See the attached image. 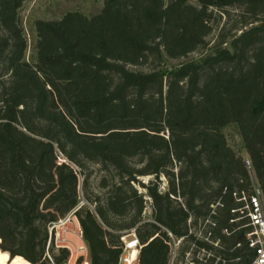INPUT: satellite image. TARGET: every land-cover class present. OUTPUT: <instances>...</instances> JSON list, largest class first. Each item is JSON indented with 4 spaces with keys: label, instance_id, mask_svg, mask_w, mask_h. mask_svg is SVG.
I'll return each instance as SVG.
<instances>
[{
    "label": "trees",
    "instance_id": "obj_1",
    "mask_svg": "<svg viewBox=\"0 0 264 264\" xmlns=\"http://www.w3.org/2000/svg\"><path fill=\"white\" fill-rule=\"evenodd\" d=\"M24 1L0 0V73L8 75L0 81V251L27 264L65 260L61 246L46 258L49 227L77 204V168L90 162L112 168L118 181L103 197H85L92 209L74 211L89 247L83 264H119L121 238L133 227L136 264H168L167 231L182 238V251L195 241L248 264L245 228L221 230L242 223H229L237 216L229 209L239 205L235 189L251 191L250 172L264 197V0H103L90 17L69 11L36 20L32 61L19 15ZM232 5L245 6L257 23L229 47L220 37L198 58L162 66L164 57L205 45L209 8ZM147 63V71L130 68ZM229 123L239 128L250 167L226 143L221 128ZM99 184L108 187V179ZM146 211L152 221L143 222ZM205 219L222 249L189 233Z\"/></svg>",
    "mask_w": 264,
    "mask_h": 264
},
{
    "label": "rangeland",
    "instance_id": "obj_2",
    "mask_svg": "<svg viewBox=\"0 0 264 264\" xmlns=\"http://www.w3.org/2000/svg\"><path fill=\"white\" fill-rule=\"evenodd\" d=\"M192 3H196L191 0ZM103 6V0H25L19 9V15L23 28V33L27 41L26 59L32 61L34 57V45L36 41V33L34 29V22L38 19L41 20H58L65 13L69 11H79L84 15L90 17L100 12ZM210 13V25L211 31L205 37V45L198 48L194 52L190 53L187 57L172 60L166 57L162 60V66L169 68L176 65L180 61L188 59H196L200 54L210 51V49L223 37L226 43L224 47H229V41L236 35H239L241 31L249 28L251 25L257 22L250 23L248 14H245V6L232 5L224 8H209ZM161 66V67H162ZM130 68L136 70H149L150 65L143 64L139 66H131ZM7 74L0 73V81L7 80ZM222 133L225 136L227 145L232 149L237 157L242 160H248L249 156L244 148V144L239 132V128L236 123H229L221 128ZM58 156L57 162L59 161ZM137 158L132 159V163L136 167H140L141 164L137 162ZM79 174V187H78V202L77 204L62 218L50 225L49 233H52L54 239L53 243L46 246V258L51 259L53 256L60 254L56 247H66L69 251L68 257L60 264H83L87 258L83 248L85 245L88 247L87 242L83 239L81 234V228L77 218L74 215V211L78 208L88 207L92 209L93 203H89L86 198L92 199L95 195L103 197L107 193L113 183L118 181V177L112 168L104 169L97 163H86L84 168H77ZM102 177L108 179V187H100V180ZM86 179V185L82 186V179ZM137 179L141 183L147 184V182L154 178L152 176H137ZM139 191H144L139 185H135ZM158 189L164 191L167 189L166 178L161 175L159 177ZM146 197V195H145ZM148 204L149 201L145 199ZM149 209V208H148ZM128 219V218H127ZM143 222L152 221V217L148 211L142 213ZM123 243L122 256L119 264H128L124 259L133 261V258L137 255L138 244L135 239L134 227L126 230L124 239L121 238ZM89 251V247H88ZM71 254L74 256L70 258ZM7 253L0 251V264H27L20 258L11 259ZM78 258L80 262L77 263ZM135 259V258H134ZM88 261L90 262V254L88 252ZM132 263V262H130ZM136 264V263H135Z\"/></svg>",
    "mask_w": 264,
    "mask_h": 264
},
{
    "label": "built area",
    "instance_id": "obj_3",
    "mask_svg": "<svg viewBox=\"0 0 264 264\" xmlns=\"http://www.w3.org/2000/svg\"><path fill=\"white\" fill-rule=\"evenodd\" d=\"M246 161V165L250 167L249 159ZM250 178L251 191L235 189L232 197L239 205L229 209L231 214L237 215L235 218H230L229 223L243 220L242 223L234 229L223 228L221 231L224 235H230L235 229L245 228L247 246L253 253L248 264H264V197L251 172ZM217 206H222L220 200L211 205L210 214H215L214 209ZM190 221L189 218L188 224ZM214 226L215 223L212 220L205 219L199 222L196 227L190 228L189 233H192L195 239H201L216 249H222L220 242L211 238V229ZM167 236L169 237L168 264H228L229 262L241 264L240 257L226 259L220 254H215L211 248L200 246L195 241L182 251V238H174L169 231H167ZM235 246L240 247L241 243L237 242ZM124 260L129 262L128 259Z\"/></svg>",
    "mask_w": 264,
    "mask_h": 264
},
{
    "label": "crops",
    "instance_id": "obj_4",
    "mask_svg": "<svg viewBox=\"0 0 264 264\" xmlns=\"http://www.w3.org/2000/svg\"><path fill=\"white\" fill-rule=\"evenodd\" d=\"M137 253H138V250H137ZM136 257H137V255L134 257L135 259L133 258V261H131L132 263H130V261L128 260L129 264H135L136 263Z\"/></svg>",
    "mask_w": 264,
    "mask_h": 264
},
{
    "label": "water",
    "instance_id": "obj_5",
    "mask_svg": "<svg viewBox=\"0 0 264 264\" xmlns=\"http://www.w3.org/2000/svg\"><path fill=\"white\" fill-rule=\"evenodd\" d=\"M244 163L246 164V163H247V161L245 160V161H244Z\"/></svg>",
    "mask_w": 264,
    "mask_h": 264
},
{
    "label": "bare ground",
    "instance_id": "obj_6",
    "mask_svg": "<svg viewBox=\"0 0 264 264\" xmlns=\"http://www.w3.org/2000/svg\"><path fill=\"white\" fill-rule=\"evenodd\" d=\"M130 261V260H129ZM131 262V261H130Z\"/></svg>",
    "mask_w": 264,
    "mask_h": 264
}]
</instances>
